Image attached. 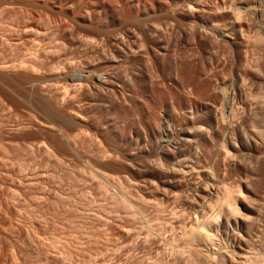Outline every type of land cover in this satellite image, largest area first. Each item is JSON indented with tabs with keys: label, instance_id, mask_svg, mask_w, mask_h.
<instances>
[{
	"label": "rangeland",
	"instance_id": "obj_1",
	"mask_svg": "<svg viewBox=\"0 0 264 264\" xmlns=\"http://www.w3.org/2000/svg\"><path fill=\"white\" fill-rule=\"evenodd\" d=\"M13 1L15 11L0 8V264H236L222 231L194 254L176 223L178 204L161 202L154 189L169 176L167 145L177 139L165 130L179 131L202 99L175 89L167 73L212 84L190 70L198 30L181 12L191 0ZM89 68L106 83L80 87L64 77ZM211 193L197 234L228 209L222 185ZM259 201L254 233L264 229Z\"/></svg>",
	"mask_w": 264,
	"mask_h": 264
},
{
	"label": "bare ground",
	"instance_id": "obj_2",
	"mask_svg": "<svg viewBox=\"0 0 264 264\" xmlns=\"http://www.w3.org/2000/svg\"><path fill=\"white\" fill-rule=\"evenodd\" d=\"M262 1L264 2V0H213V6L220 11L217 13L215 9L217 13L215 14V12L212 13L214 8H210L211 6L203 5L198 0H191L185 6V11L181 12L184 17L181 19H192L196 23L192 26L196 25L198 30L196 35H198L199 43H196L198 46L190 58L191 61L192 58L194 61V66L190 70L209 75L212 84L196 78H186L183 74L184 67L182 72L180 70L183 74L180 73L182 77L175 76L173 73L176 72H172V70L167 73L175 89L186 88L188 94L197 95L202 99L189 108L190 113L187 112L186 124L179 131L165 130L166 134L177 137L176 141L167 145L170 149L174 148L173 152L171 151L172 153L169 154L167 151L169 155L165 153L168 155L165 157L167 161L165 158L164 160L168 163L169 176L161 183L163 185L160 189L158 184L155 185L158 181L152 183L155 185V190L156 188L160 190L158 194L161 202L172 201V203L178 204L177 208H180V212L179 210L178 212L181 217L188 214L187 219L178 216L179 220L178 222L176 220V223L184 230L181 234L186 239L185 245H189L194 254H199L205 247L208 248L210 243L213 244L215 238L213 232L217 230L218 232L222 231L229 238L227 240L231 244V255L234 256V260L236 258L241 262L255 261L264 264V229L259 228L260 230L254 233V223L256 222H253L262 214L260 213L262 208L258 209L259 207L255 204H258L257 201L261 200L259 199L261 197L262 202L264 200V195L261 194L264 190L259 191L264 189L262 188L264 187V6H262L264 3ZM35 4L33 0H29L26 6H37ZM14 5H17V2L13 0H0V8L3 10L5 8L14 10L16 7ZM20 5L23 6V3ZM153 28L156 31L157 26L155 25ZM161 28L158 26L157 31L159 29L161 32ZM28 31V28L24 30L26 34L30 32ZM34 31L35 29L32 32ZM34 33L40 37L39 31ZM34 42L28 50L35 51L38 43L36 42L37 45H35ZM44 49L46 48L44 47ZM60 51L58 52L60 53ZM36 56L38 57V55ZM66 60L68 61V59ZM26 61L24 62L26 63ZM169 66L172 67V65ZM58 67L60 66L58 65ZM34 68L37 67L34 65ZM58 69L55 70L58 71ZM63 69L65 71V68ZM177 69L175 68L173 71ZM95 70L97 69L95 68ZM95 70L89 68L64 77L79 86L86 85L91 79L98 84H105L104 75L98 74ZM44 103L49 111L57 112L55 105L50 100H44ZM210 148L212 153L207 155ZM200 151L202 153L206 151V153L202 154ZM207 159L211 160L213 166L206 164ZM234 174L238 176H234ZM218 185H222L226 191L228 209L226 208L227 211L223 215H221L223 210L216 215H209L207 221L205 220L202 225V230L197 234L199 225L196 215L212 197L211 188ZM254 185L256 190L258 188L257 191L252 188ZM236 188L239 190L237 191ZM155 193L154 200L157 195ZM245 193L252 197L250 203H247V200L246 203L241 200V196H244ZM172 228L174 229V227ZM255 249L259 253L254 255L251 251ZM191 250L190 252H192Z\"/></svg>",
	"mask_w": 264,
	"mask_h": 264
}]
</instances>
